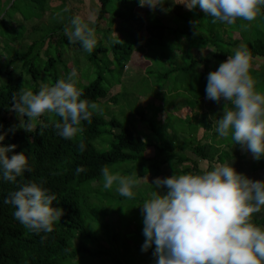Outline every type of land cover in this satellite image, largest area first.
<instances>
[{
	"label": "trees",
	"instance_id": "obj_1",
	"mask_svg": "<svg viewBox=\"0 0 264 264\" xmlns=\"http://www.w3.org/2000/svg\"><path fill=\"white\" fill-rule=\"evenodd\" d=\"M31 1L37 2V0ZM41 1L43 6L45 0ZM99 1L101 9L97 19L98 25L108 14V5L111 0ZM15 4L16 0L12 5L13 8H15ZM192 11L199 13L198 9L172 11L173 23L166 26L167 34L162 37L152 35L148 38V40L154 41L158 38L160 45L163 44L160 46V54L157 56L160 58L161 67L166 64L168 66L165 71L159 74L158 80L153 81V84L160 87L157 91H153V96L157 100L154 99V102H151L150 99L149 102L147 100L146 106L140 107L132 114L133 121L136 122V126L133 127L137 131L124 125L116 117L106 119L100 113H94L91 123L82 122V135L74 140L64 139L58 135L55 125L62 118L55 113L52 115L46 113L35 119L32 121L31 130L27 131L19 127L21 118L16 119L17 112L12 109L14 95L18 96L20 89L23 88L20 82L23 84L25 82L20 77V82L14 83L12 77L8 76V81L0 85V134H7L2 143L17 145L15 152L25 151L33 168V171L26 172L24 177L18 178V180L21 183L44 181V186L58 196L54 206L63 207L65 210L61 221L55 224L54 231L51 233L36 234L31 232L15 218L14 206L3 203L9 191L18 188L19 184L0 180V264H74L75 261L94 259L102 254H106L114 264H125L115 256L114 249L110 247L105 249L100 242L101 235L106 237L107 242L110 241L105 230L108 231L111 223H109V219L103 220L107 211L104 209V213H97L91 217V224L87 222V202L90 201V197L84 194L82 186L87 182L100 180L102 178L101 169L104 165L111 167L120 162L138 161L141 167L139 176L145 177L149 174L151 177H161L168 168L171 175H174L176 170L198 173L211 168V164L215 162L237 164V161L241 160L240 146L236 145L234 140L218 138L214 121L222 116L224 102L218 103L209 100L206 95V86L208 73L218 69L219 63L227 60L229 55L234 54L232 50L240 46L239 43L243 39L240 40L234 36V32L240 31L243 37L244 34L239 27L226 39V37L219 36L218 26L214 24L209 28L210 32L207 30L209 26H205L203 23L197 27L195 26L197 20L192 17ZM132 15L133 13H131ZM150 18L157 25L161 23V18L157 15L151 14ZM240 21L237 20V27L242 24ZM63 28L65 26H61V30ZM52 34L51 39H54L55 35ZM7 42L9 43L8 40ZM36 44L33 42L29 53L23 55L26 58L30 56V66L27 69L24 68L32 75L34 91L39 90L37 80L41 75V70L36 65V61L41 58V53L31 57L32 49ZM246 45L252 53V58L261 57L264 60V39L257 38L253 43ZM192 47H196L197 50L193 51ZM204 49H207V56L202 54ZM143 50L144 47L141 51ZM96 51L97 58L93 55L91 59L97 63L100 57L98 52L107 54L111 51L114 59L117 60V57H121V51H124V64L132 59L134 52H137L134 44L126 47L121 42L113 47L101 45L93 51L94 54ZM151 56V54L148 56L151 63L145 70L146 73H151L150 67L154 65L152 57L155 56ZM19 58L21 59L22 56L16 57L17 60ZM61 58L62 54L57 50L56 55L49 56L47 61L50 63L47 64L45 70L49 71L52 62ZM13 61L15 59L11 62ZM201 66L203 69H200ZM7 71H11V69ZM11 72H9L10 75ZM54 79V83L58 81L57 73L54 75ZM104 80V72H99L91 84L81 88L82 98L88 99L89 102L106 98L108 89L103 86ZM170 87L172 90L169 91ZM176 93L182 97H171L172 95L176 96ZM147 94L151 96L149 92ZM112 100L118 103V95ZM169 101L175 102L174 105H167L166 103ZM170 110H179V116L182 114V117L179 118L180 125L167 116L163 117L164 119L161 118L162 113L169 114L167 112H172ZM22 119L27 120V117H22ZM108 126L119 128L120 131L115 133V141L109 149L99 150L93 141L102 136ZM196 128L204 129L201 138L193 133V129ZM178 132H184L188 137L190 136L186 144L177 142ZM81 142L87 146L83 151L79 147ZM149 149L154 152L148 153ZM186 150H190L193 155L184 154L183 152ZM260 160V168L254 166L253 169L252 166L253 171L264 168V159ZM202 161L208 162L209 166L202 167ZM80 165L85 167V171L77 174L76 169ZM236 168L240 170V168ZM95 202L99 205L98 199H95ZM257 221H259L258 226H264V218ZM99 227L105 233H98ZM113 239L118 240L117 237ZM96 245L97 249H95ZM78 257L80 260L77 259Z\"/></svg>",
	"mask_w": 264,
	"mask_h": 264
},
{
	"label": "clouds",
	"instance_id": "obj_2",
	"mask_svg": "<svg viewBox=\"0 0 264 264\" xmlns=\"http://www.w3.org/2000/svg\"><path fill=\"white\" fill-rule=\"evenodd\" d=\"M168 0H140V5L154 11ZM189 10L201 9L213 22L234 24L238 19L253 22L264 14V0H172ZM94 22L73 16L65 26L72 44L92 53L98 43ZM242 24V27H248ZM114 44L120 40H113ZM252 53L241 44L234 54L208 73L206 95L224 102L223 114L215 120L218 138L232 139L250 152L254 159H264V91L257 88L252 72ZM78 72L54 84L43 83L38 91L23 87L13 97L12 109L21 118L19 127L27 131L32 121L46 113L62 119L56 122L58 135L74 140L82 131V122H92L94 113L102 112L97 102L82 98L77 86ZM27 117V120L22 119ZM7 134H0V180L19 184L9 191L3 203L15 208V218L36 234L51 233L65 214L54 206L56 193L45 182L21 183L18 178L33 171L29 157L15 152L17 145H4ZM80 150L86 149L80 143ZM85 167H77V174ZM103 188L120 196L135 198L142 181L135 175H121L109 166L101 169ZM154 190L140 206L143 215L142 250L154 247L155 264H264V227L253 222L254 214L264 211V180H254L240 172L233 163L218 164L202 172H178L151 181ZM166 189V191H164Z\"/></svg>",
	"mask_w": 264,
	"mask_h": 264
},
{
	"label": "rangeland",
	"instance_id": "obj_3",
	"mask_svg": "<svg viewBox=\"0 0 264 264\" xmlns=\"http://www.w3.org/2000/svg\"><path fill=\"white\" fill-rule=\"evenodd\" d=\"M49 2H51V0L47 1V3ZM96 3H98V0L58 1L51 5L50 8L46 5L45 8H47V10L50 9L49 11L53 12L47 16L43 15L44 7L42 6L41 0H37V2H32L31 0H16L15 8L6 7L7 20H0V85L8 81V76L12 77L14 83H17V81L20 82L19 78L21 77L25 84L20 82V85L22 87L32 88V85L34 84L32 75L25 71V68L27 69L30 66V56L26 58L23 57V55L29 53L32 43L36 42L37 44L32 49L31 57L37 56L41 53L40 60L36 61V65L41 70L40 78L37 80L39 88L43 83L54 84V75L56 73L58 74L59 79L62 77L66 78L68 73L75 69L78 72L77 86L81 89L91 84L97 78L99 72L103 71L105 75L103 86L108 89V96L91 102H97L101 105L102 112H100V114L106 119L116 117L122 121L124 125L136 130L135 127H133L136 126V122L133 121L132 114L140 107L146 106L149 99L151 102L157 100V98L153 96V91H157L160 87L153 84V81L158 80L159 74L165 71L168 66V64H166L161 67L159 61L160 58L157 56L160 54V46H163V44L160 45L157 37H155L157 38L155 41L148 40V38L152 35L162 37L164 34H167L166 26L173 23V15L171 13H173L174 10H191H189L184 4H173L172 0H168V3L164 6L168 9L167 11L159 8L154 11L148 6L142 7L140 5V0L137 3L136 0H111L108 5V14H106L104 19L98 25L97 16L101 9V4L99 9V4L97 5ZM17 10L20 12H16ZM198 11L199 13L192 11V17L197 20L195 26L198 27V25L203 23L205 26H209L207 27V30L209 31V28L214 24L215 26H218V34L222 38L226 37L227 39L228 36L232 35V32L236 28L241 27L240 30L244 34V37L241 35L240 31L234 32V36L240 40L241 38L244 40H242L239 45L253 43L257 38L264 39V14L259 15L257 20L253 22L240 21L242 24H248V27H242V24L237 27L236 23L231 24V27H229V24L226 23L213 22V19L206 16L203 10L198 9ZM149 12L161 18V23H159V25L155 24L150 17L148 18L149 22L147 21L146 16ZM131 13H133L134 16L136 14V17H133V15L131 16ZM76 15L81 16L86 21L91 20L94 22L92 26L95 28L98 40L95 50L101 45L113 47L115 44L112 41L115 39L120 40V42L126 47L130 44H134L137 52H134L132 59L126 64H124L125 61L123 62L124 51H121V57H117L119 60H115L112 52L109 51L107 54L98 52V55L100 56L98 58V63L97 61H93L91 56L93 57L94 55L97 58V51L95 54L94 52L88 53L84 51L78 44H72L69 41L68 36L65 34L64 29L61 30V26L69 24L71 18ZM8 17H13L14 20L10 21ZM16 17H18V21L15 20ZM23 18H26L25 20L28 21L22 20ZM31 25H35L36 28L31 27ZM52 33L55 35L54 39H51V37H53ZM142 47H144L143 51H141ZM236 49L237 48H234L232 50L233 53ZM57 50L61 52L62 58L55 59V61L52 62L49 71H46L45 68L47 64L50 63L47 61L49 56L56 55ZM192 50L196 51L197 48L192 47ZM149 54L155 56H151L155 66L153 65L154 67H150L151 73H146L145 70L151 63L148 58ZM202 54L207 56V49H204ZM18 56H22V58L17 60L16 57ZM13 59H15V61L11 62ZM8 69H11L12 72L7 71ZM200 69H203V66H201ZM9 72H11V75ZM251 72L253 77L257 80V88L264 91L263 58H252ZM168 90L170 91L172 88L170 87ZM148 92L151 96L147 94ZM176 94V96L172 95L171 97H182V95H179L178 93ZM117 95L118 103H115L113 100L112 102L111 99ZM181 100H183V98H181ZM174 103L175 102L169 101L166 104L173 106ZM167 113L169 114L162 113L161 118L164 119L166 115L167 118L176 121L177 124L180 125L179 118L182 117V114L179 116V110H174L172 112L168 111ZM52 114L53 113H50V115ZM15 118H20L18 113L15 114ZM169 129L172 130L171 128ZM119 131V128L108 126L105 128V133L102 136L94 139V145L99 150L109 149L111 144L115 141V133ZM178 133L177 142L186 144L189 141L190 136L188 137L184 132ZM193 133H195L198 138H201L204 134V129H193ZM81 135L82 131L78 133L75 139L80 138ZM225 149L230 151V149ZM153 152L154 150L150 149L148 151V153ZM183 153L187 156L193 155L190 150H186ZM240 155V158H243L241 149ZM244 155V158L248 159L253 164V169L254 166L260 168L259 164L261 163V160L254 159L252 154L248 151ZM201 164L202 167L206 168L208 162L202 161ZM235 167L241 168L242 165H236ZM110 168L114 172H119L121 175H135L142 181V183L136 190V195L133 199L120 196L115 190V186L111 190H105L103 188V177L100 180L85 183L82 186V189L84 190V194L90 197V201L87 202V222L91 224L90 218L97 215V213H104L105 209L107 215L105 218L103 216V220L109 219V223H111L108 231L105 230L110 237V241H108V244L105 239L106 237L101 235L100 242L102 246L105 249H109V247L114 249L115 256L125 264H155V257L153 256L155 246L147 252L142 250V245L144 244L146 237L143 234L144 224L142 208L140 206H142L145 200L150 198V194L154 190L151 181H154L156 177H151L149 174L145 177L139 176L141 167L138 161L120 162L114 164ZM251 172H255V174L258 173L257 170ZM251 172H247V175H251ZM168 176H171L169 168L165 170V173L161 177ZM249 177L254 180L257 178L254 176ZM257 179L260 180V176H258ZM164 191H166V189ZM93 198L96 200L98 199L99 205H97L95 199L92 201ZM118 219L119 221H117ZM258 222L259 221H257V223ZM97 231L100 234L105 233L100 227ZM114 237H117L118 240H114ZM90 245L92 244L90 243ZM97 248L98 246L96 245L95 249ZM77 259L80 260V257ZM74 264L114 263L109 260L106 254H102L94 259L88 258L86 260L75 261Z\"/></svg>",
	"mask_w": 264,
	"mask_h": 264
},
{
	"label": "crops",
	"instance_id": "obj_4",
	"mask_svg": "<svg viewBox=\"0 0 264 264\" xmlns=\"http://www.w3.org/2000/svg\"><path fill=\"white\" fill-rule=\"evenodd\" d=\"M47 1H49V0H47ZM47 1L45 0V2L46 3H43V15L44 16H47L48 14H52L53 12L52 11H49L50 9H48L47 10V8H45L46 7V5H47V7L48 8H50L51 7V5H53V4H55L56 2H58V1H65V0H51V2H49V3H47ZM14 2H15V0H0V20H2V19H6L7 20V17H6V7H12V5H14ZM137 2H139V1H137ZM136 2V3H137ZM97 5L99 4V9H100V1L98 0V3H96ZM84 6H85V1H84ZM16 12H20L19 10H17ZM99 13H100V10H99V12H98V16H99ZM135 14V13H134ZM136 15V14H135ZM32 16H34V15H32ZM98 16H97V18H98ZM151 16V13L149 12L148 14H147V16H146V19H147V21H148V18ZM8 19L10 20V21H12V20H14V18L12 17H8ZM26 19V18H25ZM24 18L22 19V20H24V21H28V20H25ZM31 19V18H30ZM15 20L16 21H18V17H16L15 18ZM149 22V21H148ZM31 27H34V28H36V26L35 25H31ZM63 29H65V28H63ZM65 31V30H64ZM164 114H166V113H164ZM165 117H166V115H165ZM240 149H241V153H243V155L247 152V150H245V149H243V148H241L240 147ZM238 161H241V162H238ZM237 162H235V163H237V164H234V166H236V165H239L240 166V164L242 165V167L240 168V172H242V173H244V174H248L247 172H251V171H253L252 170V163L248 160V159H245V158H241V160H238ZM219 163H213V164H211L212 165V167H214L215 165H218ZM201 166H202V164H201ZM209 166V163H208V165H207V167ZM206 167V168H207ZM258 171V173H256L255 174V172H251L250 174L251 175H248V176H254V177H257L258 178V176H260V180H264V168H261V169H259V170H257ZM257 178H255L256 180H258ZM255 218V219H254ZM262 218H264V211H262V212H260V213H257V214H254V216H253V222L255 223V224H257V222H256V220H260V219H262Z\"/></svg>",
	"mask_w": 264,
	"mask_h": 264
}]
</instances>
